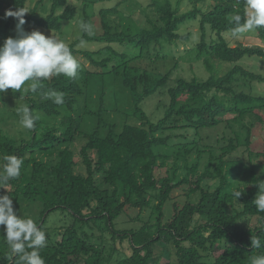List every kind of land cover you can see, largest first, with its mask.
Here are the masks:
<instances>
[{
  "label": "trees",
  "instance_id": "obj_1",
  "mask_svg": "<svg viewBox=\"0 0 264 264\" xmlns=\"http://www.w3.org/2000/svg\"><path fill=\"white\" fill-rule=\"evenodd\" d=\"M27 1L6 0L11 11L24 9ZM76 1L78 14L66 0H51L48 14L35 17L44 2L37 0L23 28L59 34L64 23L74 21L77 37L68 45L87 62L79 73L83 78L60 75L44 81L36 93L30 88L14 93L20 109L27 104L39 120L17 137L0 129V164L8 155L24 161L21 176L0 186V195L12 197L18 215L31 217L45 231L47 246L40 250L45 264H157L162 254L165 264H251L264 255V213L252 203L264 182V175L262 181L257 175L258 169L264 171V96L251 88L264 77L240 62L245 57L264 60V48L230 47L224 38L235 27L232 17H244L243 0H188L192 9L183 14L177 8L182 0H151L154 11L143 26L130 16L128 5L134 0H121L97 14L95 7L110 0ZM197 18L199 42L189 49L185 45L186 55L180 56L200 60L209 77L170 84L183 58H174L163 74L156 71L159 67L151 70V62L166 60L162 43H189L186 29ZM81 21L92 23L95 35L82 33ZM16 23L8 17L4 25L12 37L17 36ZM254 31L264 42V28ZM81 39L100 47L82 51L77 46ZM221 63L229 66L224 74ZM105 75L119 77L129 91L133 123H106L101 108L76 116L77 96L88 78ZM50 90L65 94L63 105L41 99ZM164 92L163 115L152 122L141 103ZM89 113L98 117L97 126L85 133L82 121ZM179 130H191L192 138L187 142ZM174 138L185 142L169 145ZM235 173L246 180L229 191ZM55 212L66 214L69 223L46 229ZM4 236L0 226V264H17ZM255 236L259 248L251 245ZM119 246H125L123 252Z\"/></svg>",
  "mask_w": 264,
  "mask_h": 264
},
{
  "label": "rangeland",
  "instance_id": "obj_2",
  "mask_svg": "<svg viewBox=\"0 0 264 264\" xmlns=\"http://www.w3.org/2000/svg\"><path fill=\"white\" fill-rule=\"evenodd\" d=\"M37 0H29L25 4L24 10L26 11L25 15L29 14L34 7ZM67 4L72 7L77 8V14L80 13L81 5L76 0H66ZM121 0H110L105 1L98 6L95 7V12L97 14L100 8H112L116 4H118ZM136 2L135 5H132L131 2L128 7L130 8V16L139 26H143L144 20L147 16H151L153 14L154 8L150 7L149 4L151 0H134ZM175 2V0H172ZM5 3L0 5V46H3L4 41L12 37L11 32L9 29L5 28V23L8 18H5V12L11 10V8L7 5L6 0ZM51 5V0H44L43 5L39 6L35 17H43L48 14ZM178 14H183L192 9V4L188 2V0H182L178 2ZM61 12V10H59ZM181 27L180 30H182ZM29 33L32 31H40L46 37L53 35L54 37L64 40L65 43L72 42L77 37V31L74 21L70 23H64L61 29V33L54 34V32H49L41 28H35L33 26L29 27ZM189 33H191V40L189 43L183 44H167L162 43L160 51L167 55L166 60L159 61V63L152 64L149 67L151 70L156 69V71L160 73H165L173 64L174 58L179 59L178 57H182L181 62L178 64V68L173 71L171 76L170 84L178 78H184L190 80L193 76L197 77L200 80H206L209 77V74L205 71L202 66L200 60L193 59L192 57L188 58L187 56H180L186 55L185 45L186 48L189 49L193 47L195 44L199 42L200 39V28H199V19L197 18L195 21L188 23V27L186 29ZM12 38H18L17 36H13ZM224 38L226 39L228 45L230 47H235L239 44L243 46H258L264 48V42H262L259 37L257 36L256 32L250 31L240 36L234 37L232 33L224 34ZM100 47L99 44L96 43H85L84 46L78 47L82 51H92L93 49ZM189 47V48H188ZM115 49L122 50L119 46H114ZM159 50V48L151 49V54L153 55L154 52ZM185 51V52H184ZM129 54L131 55L130 51ZM75 58L79 61L80 65L83 68H88L87 62L79 56H75ZM98 58V57H95ZM243 66L249 68L251 71L257 74H261L264 77V60L253 57L247 58L245 57L240 61ZM154 63V62H153ZM113 62L109 63V66L112 65ZM159 64V66H157ZM219 72L220 74H224L228 67L225 64H219ZM149 70V69H148ZM83 74L79 76L83 78ZM251 88L253 93L257 95L264 96V82L263 83H252ZM27 86H25V90ZM247 91V90H246ZM168 98L166 97V93L164 92L162 95L154 94L149 98L145 99L141 103L142 110L146 113L150 121L155 122L159 118L162 117L164 108L162 104L166 102ZM21 107V101L18 100L13 91L11 89L6 90L3 94H0V129L4 133H8L14 137L18 136V131H24V128L20 125L19 120L20 116L18 113V109ZM102 109V119L106 123H114L117 124L119 127L123 126L124 123H133L135 117L132 115V102L130 93L127 89L123 87L121 84V80L119 77L113 75H105V76H91L88 78L86 89L84 90L81 96H77V103L75 106L76 109V116L84 115L86 112H97L99 109ZM5 109V110H4ZM10 110L16 112L10 114ZM264 113V112H262ZM97 118L94 114L90 115L86 114L83 118V125L82 131L85 133H91L93 128L97 126ZM105 130V129H104ZM177 133H182L188 137L186 140L189 141L190 138L193 136V132L191 130H179ZM185 142L183 139H176L169 141V145H173L180 142ZM81 142H77L75 150V154L77 156L78 147H80ZM242 152V151H241ZM79 164V163H78ZM77 171L79 174H83V170L81 166H78ZM257 175L260 181L263 179L264 171L263 169L257 170ZM230 178L231 187L229 191H231L236 185L243 183L246 180V177L238 174H232ZM210 187H214L215 182H208ZM120 188V186H119ZM124 191L120 188L119 189V199L122 200V195ZM70 219L66 214H62L60 212L52 213L48 216L45 224V228L49 230H53V228H57L59 226H63L69 223ZM125 248V246H124ZM124 248L119 246L120 251L123 252ZM161 251L160 247L155 249L156 255H159ZM162 253V252H161ZM172 258V257H171ZM170 258V260H171ZM166 257L162 254L161 258L158 260L157 264H165Z\"/></svg>",
  "mask_w": 264,
  "mask_h": 264
},
{
  "label": "clouds",
  "instance_id": "obj_3",
  "mask_svg": "<svg viewBox=\"0 0 264 264\" xmlns=\"http://www.w3.org/2000/svg\"><path fill=\"white\" fill-rule=\"evenodd\" d=\"M243 3L244 17L238 14L232 17L235 27L230 31L237 38L240 34L264 28V0H243ZM25 13L23 8L5 12V18L12 17L17 21L15 30L18 38L9 37L0 46V94L8 89L18 93L25 90V86L36 93L44 81L60 75L79 79L81 65L69 45L53 35L46 37L38 30L27 33L23 28ZM79 28L88 36L95 35L94 25L90 22L81 21ZM85 43L81 39L77 46L82 47ZM40 95L42 100H51L56 105L64 104L63 92L50 90ZM19 116V123L26 130H33L39 120V116L33 115L27 104L20 109ZM3 161L0 164V186L18 179L24 165L23 159L15 155L5 156ZM258 189L252 203L257 211L264 213V182L258 184ZM234 196L238 199L241 193L236 191ZM0 226L4 227V239L17 264H45L40 255V250L47 246L45 231L31 217L18 215L8 194L0 195ZM251 245L254 248L261 246L259 236L251 238ZM251 264H264V255L252 258Z\"/></svg>",
  "mask_w": 264,
  "mask_h": 264
}]
</instances>
